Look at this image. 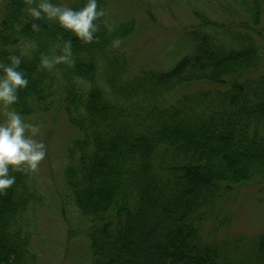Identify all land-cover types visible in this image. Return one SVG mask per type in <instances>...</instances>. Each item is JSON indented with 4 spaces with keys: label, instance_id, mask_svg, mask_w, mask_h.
<instances>
[{
    "label": "trees",
    "instance_id": "obj_1",
    "mask_svg": "<svg viewBox=\"0 0 264 264\" xmlns=\"http://www.w3.org/2000/svg\"><path fill=\"white\" fill-rule=\"evenodd\" d=\"M233 1L247 23L231 29L195 13L161 70L132 64L124 47L136 21H108L105 0L88 44L55 21H35L41 30L32 31L27 0H0V63L10 50L22 54L29 81L14 109L26 123L62 118L70 132L57 201L83 227L85 264H264V232L219 235L231 224L221 216L231 196L264 191V0ZM53 2L78 10L87 0ZM69 39L75 64L41 69V54H59ZM25 40L37 48L26 52ZM10 174L16 182L0 194V264H40L34 241L45 198L33 172Z\"/></svg>",
    "mask_w": 264,
    "mask_h": 264
},
{
    "label": "rangeland",
    "instance_id": "obj_2",
    "mask_svg": "<svg viewBox=\"0 0 264 264\" xmlns=\"http://www.w3.org/2000/svg\"><path fill=\"white\" fill-rule=\"evenodd\" d=\"M68 4L72 0H62ZM108 21L125 18L136 21L137 31L124 50L132 64L141 68L166 69L169 62L164 54L179 51L184 42V32L197 22L195 13L209 21L229 28L239 27L247 18L233 0H105ZM261 29H264V9ZM257 30V29H256ZM4 118L0 111V121ZM43 119V120H42ZM41 134L36 137L46 146V156L39 169L33 172L34 180L45 198V206L37 210V235L34 247L40 264H85L87 243L76 215L59 212L57 190L63 168L64 141L69 129L62 118L51 121L48 116L39 118ZM259 190V189H258ZM244 188L237 191L222 208V217L231 220L226 233L251 238L264 232V191ZM260 191V190H259ZM76 217V218H75ZM64 218H66L64 220ZM85 229V228H84ZM70 230V233H69ZM224 231V230H222Z\"/></svg>",
    "mask_w": 264,
    "mask_h": 264
},
{
    "label": "clouds",
    "instance_id": "obj_3",
    "mask_svg": "<svg viewBox=\"0 0 264 264\" xmlns=\"http://www.w3.org/2000/svg\"><path fill=\"white\" fill-rule=\"evenodd\" d=\"M27 4L25 12L31 18L32 31L41 30L35 21H55L58 27L85 44L97 38L96 21L106 15L103 8H98V0H87L78 10L53 0H27ZM114 43L118 46L119 41ZM21 46L26 52L37 48L35 41L27 40L22 41ZM8 60L7 64L0 63V111L4 115L0 122V194L16 182L15 175L10 172H36L46 156L44 142L36 138L41 134L40 124L26 123L13 107L18 101V92L29 83L20 68L22 54L10 50ZM60 64H75L70 39L64 41L59 54L40 56L39 66L43 70L54 72Z\"/></svg>",
    "mask_w": 264,
    "mask_h": 264
}]
</instances>
